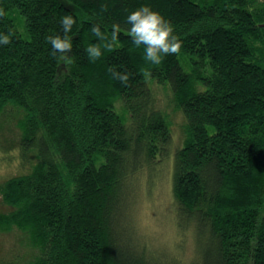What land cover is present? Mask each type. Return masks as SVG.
<instances>
[{
  "label": "trees",
  "instance_id": "obj_1",
  "mask_svg": "<svg viewBox=\"0 0 264 264\" xmlns=\"http://www.w3.org/2000/svg\"><path fill=\"white\" fill-rule=\"evenodd\" d=\"M145 4L183 41L159 65L127 31ZM0 9V35L12 33L0 44V152L20 165L0 181L10 208L0 231L16 227L35 250L24 261L3 253L0 264H264V0H0ZM65 16L76 19L72 50L58 59L46 37L64 35ZM116 23L118 46L105 50L92 27L110 36ZM89 45L101 46L99 59ZM109 68L126 72L127 86ZM171 104L183 116L177 149ZM171 155L191 259L150 244L135 224L139 183L158 179Z\"/></svg>",
  "mask_w": 264,
  "mask_h": 264
},
{
  "label": "rangeland",
  "instance_id": "obj_2",
  "mask_svg": "<svg viewBox=\"0 0 264 264\" xmlns=\"http://www.w3.org/2000/svg\"><path fill=\"white\" fill-rule=\"evenodd\" d=\"M159 100L165 101L162 92H158ZM168 106V105H167ZM172 120L173 132V149H177L182 142V123L183 116L175 110L171 105L167 107ZM16 154V153H15ZM0 152V181L5 179V176L15 175L19 172V160L17 155ZM172 171H173V155L168 157L166 168L159 169V178L149 180V185L140 187V196L136 198L135 206V224L141 236L154 246L159 244H169L170 248L177 250V255H181L185 259H191L196 252L194 248L193 234L190 228L179 230L175 220V202L172 191ZM147 188V189H146ZM9 207L2 202L0 195V212L9 211ZM135 209V208H134ZM179 241V243H177ZM183 241V242H181ZM176 242V243H175ZM177 247H175L176 245ZM171 250V249H170ZM18 254L22 261L34 257L35 250L29 246L26 234L13 227L7 232L0 231V258L3 253ZM20 260V261H21Z\"/></svg>",
  "mask_w": 264,
  "mask_h": 264
},
{
  "label": "clouds",
  "instance_id": "obj_3",
  "mask_svg": "<svg viewBox=\"0 0 264 264\" xmlns=\"http://www.w3.org/2000/svg\"><path fill=\"white\" fill-rule=\"evenodd\" d=\"M5 12L0 9V17H3ZM127 24L130 28L127 30L132 37L133 43L137 47H144V59L153 65L162 63L165 56L178 54L182 48L183 41L176 33L171 21L166 19L159 11L153 10L150 5H141L127 16ZM76 24V19L72 16H65L61 19L60 25L64 35H49L46 37L47 42L52 46V55L55 57L57 53L61 55L58 59H64L65 53L72 50L71 37L68 33L71 32L73 25ZM121 26L119 23L112 25L110 36L101 31L99 24L93 25L92 34L98 39L104 41L103 48L111 51L117 47V41ZM11 35H0V44L7 45L11 43ZM91 60L99 59L102 56L100 45H89L85 48ZM113 77L119 80L123 85L127 86L129 75L126 72L117 71L109 68ZM145 79L151 77V71L145 69L142 72Z\"/></svg>",
  "mask_w": 264,
  "mask_h": 264
}]
</instances>
